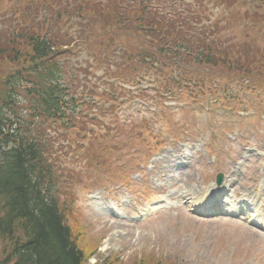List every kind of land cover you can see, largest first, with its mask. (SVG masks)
Here are the masks:
<instances>
[{"label":"rangeland","instance_id":"374dc122","mask_svg":"<svg viewBox=\"0 0 264 264\" xmlns=\"http://www.w3.org/2000/svg\"><path fill=\"white\" fill-rule=\"evenodd\" d=\"M66 1L0 0V28L8 29L19 15L16 9H25L27 5L21 24H33L38 31L41 19L48 13L58 12ZM225 1L155 0L154 4L163 17L166 14L170 20L178 18L190 26L202 25L213 30L215 20H219L220 26L224 25L220 17L222 13L228 15L226 5L219 3ZM234 6L239 18L234 22L233 30L228 31V39L232 41H226V44H235L240 36L245 42V45L240 44L241 50L244 49L242 59L250 63L261 59L264 64V37H261L264 24L258 20V13L264 17V0H241ZM110 14L107 11L105 16ZM80 16L84 20L73 19L71 51L54 59L68 93L66 100L70 96L75 98L74 103L69 102V107L76 105L75 113L82 112L86 116L87 119H82L85 130L95 129L94 136L102 133L99 138L108 144L107 155L101 166L72 159L78 153L73 146L82 143L80 138L84 132L78 122L74 128L67 129L71 126L67 109L65 118L57 119L45 132L56 140L55 144L63 147L59 154L62 176L69 177L73 183L79 180L82 183L75 192L80 215L70 221L75 223L74 230L89 255L86 264H264L263 234L221 216L200 218L191 214L188 204L183 203L199 188L213 184L217 172H231L237 159H248L239 180L234 181L237 193L242 192L241 187L252 177L257 179L264 175L263 159L256 157L257 151H264V114L256 117L248 103L250 100L255 104L254 98H262L256 96L258 91L251 94L246 89L248 83L240 84L241 81L232 75L240 74L238 71L225 69H217L206 76L203 73L191 75L172 67L170 71L166 68L168 72H162L160 76V72L151 69L150 60H141L142 56H148V51L144 46L146 43L137 40L135 31H124L121 26L103 30L100 23L86 22V12ZM250 18L255 19L256 25L250 24ZM111 21L105 20L108 24ZM22 30L19 28V35ZM44 32L53 36L56 31L46 28ZM253 34L261 40L255 42L251 38ZM14 46L20 51L25 50L22 53L28 50L24 40L16 39ZM11 49L7 46L0 54V76L17 68L19 60L11 59ZM254 51L257 56L253 57ZM172 61L171 58L166 64ZM119 66L132 68L134 84L121 80L122 74L111 73L117 72ZM227 72L230 73L228 76L221 75ZM261 72L264 75V71ZM165 87L170 91H164ZM179 87L183 94L190 93L189 89L200 95L207 94L205 99L212 104L216 97L220 100L207 110V102L203 103L205 99L202 102H196L193 97L188 101L177 100L173 94L170 98L168 93L179 91ZM104 90L114 102L104 99ZM223 96L225 100H221ZM196 98L198 100L200 96ZM18 99L19 102L22 100L21 97ZM27 101H21L24 116L33 113V107ZM222 106L229 110L222 111ZM248 112L252 114L246 117ZM90 118L101 122L92 123L90 127ZM109 121L113 127H122L123 133L117 136V141L110 140L105 134ZM37 131L42 133L40 129ZM90 135L87 133L85 143ZM129 136L135 144L129 141ZM117 143L123 148H118ZM154 146L157 148L152 150ZM250 149L254 151L248 152ZM182 153L191 157L179 176V171L171 167V161ZM130 180L135 182L129 184ZM148 194L151 199L166 195L170 206L144 220H137L138 210L147 202ZM2 246L0 241V253Z\"/></svg>","mask_w":264,"mask_h":264},{"label":"trees","instance_id":"16d2710c","mask_svg":"<svg viewBox=\"0 0 264 264\" xmlns=\"http://www.w3.org/2000/svg\"><path fill=\"white\" fill-rule=\"evenodd\" d=\"M240 1L226 0L223 3L230 10L231 4L238 6ZM152 6L151 2L144 0H67L58 12L43 17L40 22L43 28L37 24L36 31L33 24H21L26 5L25 9H16L19 15L8 29L0 28V54L10 46L11 59L19 60L14 71L0 76V241L3 243L0 264H86L89 257L74 230L75 223L70 221L80 215L75 192L82 183L80 180L73 183L69 177L62 176L59 171L62 157L59 154L63 147L55 144L56 140L45 132L57 119L65 118L67 109V119L71 121L67 129L74 128L78 122L84 132L80 138L82 143L72 145L78 151L72 159L101 166L103 157L107 155L108 144L99 138L102 133L94 136L95 129L91 132L85 130L82 119H87L86 116L75 113L76 105L69 107V102L74 103L75 98L70 96L66 100L68 93L61 82L60 67L54 59L67 53L62 45L69 47L73 40L70 31L74 28V18L84 20L80 15L86 12V22L100 23L103 30L121 26L124 31H135L137 40L144 41L148 51V56H142L141 60L145 62L148 57L150 62L158 61L157 68L152 64L150 67L161 75L167 72L166 68L170 71L172 67L206 76L217 69L232 72L246 66L249 74L252 73L250 70L256 69L257 61L250 63L246 58V65L242 66L244 49L241 50V45H245L242 38L236 39L235 44H226V41H232L227 35L232 26L228 27V22L237 21V17L220 18L224 22L221 26L219 20H215L213 30L210 27L193 29L181 19H175L170 22L171 26L165 27L155 19L154 10L149 8ZM107 11L111 13L109 16H105ZM75 14L78 15L75 17ZM110 19L111 24L105 22ZM258 19L261 21L264 18L258 16ZM61 20L62 23L59 22ZM19 28L23 29L21 35ZM46 28L56 32L49 36L44 32ZM16 39L27 44L26 53L14 46ZM252 56H257L256 51L252 52ZM171 58L173 61L167 65ZM113 71V74H122L121 80L126 82L135 78L132 68L119 66L117 72ZM109 74L107 71L106 75ZM169 90L164 88V91ZM190 93L199 94L194 90ZM19 97L21 101L27 99L28 105L33 107L31 115H23L24 103L19 102ZM105 98L113 99L107 93ZM88 121L90 127L92 123L101 122ZM115 128L106 126L105 134L110 140L117 141L123 130L118 126ZM37 129L42 133L39 134ZM87 133L91 135L85 143ZM128 138L135 144L131 136ZM117 146L123 148L121 143Z\"/></svg>","mask_w":264,"mask_h":264},{"label":"water","instance_id":"95a60500","mask_svg":"<svg viewBox=\"0 0 264 264\" xmlns=\"http://www.w3.org/2000/svg\"><path fill=\"white\" fill-rule=\"evenodd\" d=\"M220 182V176L218 175L217 177H216V183H219Z\"/></svg>","mask_w":264,"mask_h":264}]
</instances>
